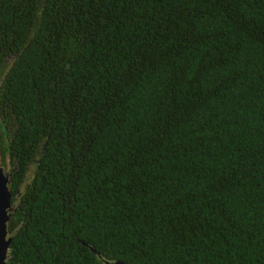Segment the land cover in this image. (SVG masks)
I'll use <instances>...</instances> for the list:
<instances>
[{"label":"trees","instance_id":"trees-1","mask_svg":"<svg viewBox=\"0 0 264 264\" xmlns=\"http://www.w3.org/2000/svg\"><path fill=\"white\" fill-rule=\"evenodd\" d=\"M10 264H264V0H0Z\"/></svg>","mask_w":264,"mask_h":264},{"label":"water","instance_id":"water-1","mask_svg":"<svg viewBox=\"0 0 264 264\" xmlns=\"http://www.w3.org/2000/svg\"><path fill=\"white\" fill-rule=\"evenodd\" d=\"M9 172L0 166V264H10L6 261L10 236L6 234V221L11 210L9 205L10 192L8 188ZM105 264H123L119 260L105 261Z\"/></svg>","mask_w":264,"mask_h":264},{"label":"rangeland","instance_id":"rangeland-1","mask_svg":"<svg viewBox=\"0 0 264 264\" xmlns=\"http://www.w3.org/2000/svg\"><path fill=\"white\" fill-rule=\"evenodd\" d=\"M4 166L6 167V168H9L10 167V163H9V161H8V158L7 157H4ZM7 170V169H6Z\"/></svg>","mask_w":264,"mask_h":264},{"label":"flooded vegetation","instance_id":"flooded-vegetation-1","mask_svg":"<svg viewBox=\"0 0 264 264\" xmlns=\"http://www.w3.org/2000/svg\"><path fill=\"white\" fill-rule=\"evenodd\" d=\"M0 166H1L3 169H5V170L7 169L6 171H8V169H9V168H6V167L4 166V164H3V165L0 164ZM9 205H10V202H9ZM7 236H8V235H7Z\"/></svg>","mask_w":264,"mask_h":264}]
</instances>
